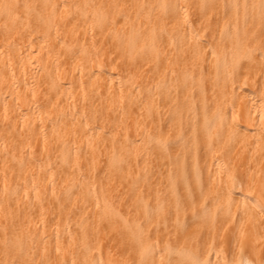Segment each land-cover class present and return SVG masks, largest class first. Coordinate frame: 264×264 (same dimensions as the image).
I'll return each mask as SVG.
<instances>
[{"label": "bare ground", "instance_id": "6f19581e", "mask_svg": "<svg viewBox=\"0 0 264 264\" xmlns=\"http://www.w3.org/2000/svg\"><path fill=\"white\" fill-rule=\"evenodd\" d=\"M0 264H264V0H0Z\"/></svg>", "mask_w": 264, "mask_h": 264}]
</instances>
